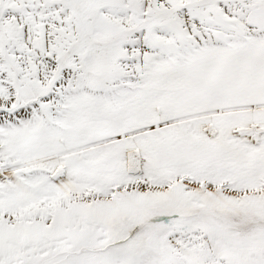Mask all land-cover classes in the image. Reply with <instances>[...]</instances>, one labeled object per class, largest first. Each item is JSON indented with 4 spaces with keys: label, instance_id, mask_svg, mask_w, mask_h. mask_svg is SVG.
I'll list each match as a JSON object with an SVG mask.
<instances>
[{
    "label": "snow or ice",
    "instance_id": "6c2138e0",
    "mask_svg": "<svg viewBox=\"0 0 264 264\" xmlns=\"http://www.w3.org/2000/svg\"><path fill=\"white\" fill-rule=\"evenodd\" d=\"M0 264H264V0H0Z\"/></svg>",
    "mask_w": 264,
    "mask_h": 264
}]
</instances>
